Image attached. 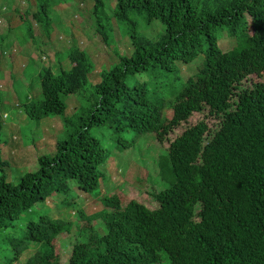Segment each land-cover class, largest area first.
Wrapping results in <instances>:
<instances>
[{
	"label": "trees",
	"instance_id": "16d2710c",
	"mask_svg": "<svg viewBox=\"0 0 264 264\" xmlns=\"http://www.w3.org/2000/svg\"><path fill=\"white\" fill-rule=\"evenodd\" d=\"M23 1L22 13L21 2L13 7L26 19L17 40L39 48L33 25L49 35L51 4ZM90 13L112 53L97 81L88 51L78 47L54 52L55 63L48 65L29 56L13 80L26 117L63 114L69 94L79 100V114L66 119V136L52 155L38 156L36 170L16 183L0 177V234L53 196L84 220L68 264H264V0H115L109 14L94 0ZM155 25L162 30L154 33ZM115 29L127 37L126 52L117 48ZM221 30L233 39L224 49ZM199 54L201 65L173 97L150 92L148 84L164 77L179 81L178 65ZM66 57L69 66L61 64ZM193 113L203 117L169 142L159 160L171 182L150 194L153 207L133 199L122 206L118 195L104 194L97 200L102 208L89 204L87 214L74 202L80 192L92 196L99 189L110 152L131 147L144 133L162 142ZM206 116L217 122L209 125ZM2 122L0 114V131ZM71 225L47 215L29 219L22 246L8 234L0 239L13 248L2 264H13L29 244L36 249L19 264H57L53 240Z\"/></svg>",
	"mask_w": 264,
	"mask_h": 264
},
{
	"label": "rangeland",
	"instance_id": "374dc122",
	"mask_svg": "<svg viewBox=\"0 0 264 264\" xmlns=\"http://www.w3.org/2000/svg\"><path fill=\"white\" fill-rule=\"evenodd\" d=\"M0 94L4 105L0 108V114L3 122L0 131V158L3 163L0 166V177L3 176L7 181L16 183L21 176L28 171L38 168L37 158L39 155H52L56 150V143L63 139L68 132L66 119L68 117L77 116L76 111L79 108V100L74 94L65 97L67 107L65 112L52 117H43L33 119L26 117L18 106L17 92L14 88L15 76L18 78L22 68L27 63V58L41 60L43 64L48 65L55 63L54 52L64 53L70 47L84 48L88 51L94 67L92 69L91 78L97 81V73L102 66H108L111 63L112 53L100 36L94 31L93 15L91 7L94 0H49L51 6L49 15L52 18V30L49 35L42 33V30L34 23L33 30L38 40L39 48H35V44L31 40L20 43L26 25V19L22 20V15L13 10L14 1L21 2L18 10L23 12L26 3L22 0H0ZM105 10L111 13L115 0H102ZM13 2V3H12ZM28 7V6H27ZM33 11L34 4L29 6ZM25 16H23L24 18ZM114 24V22H113ZM161 26H153V32H160ZM226 30L217 33L220 37L218 45L221 48H227L230 40L226 36ZM115 38L117 39V48L121 52H126L127 37L121 38L115 29ZM43 51V52H41ZM45 56V58H43ZM203 54H199L192 62L179 64L180 73L179 81L172 82L173 76L164 77L156 84H148L151 93L158 96L173 97V92L177 91L181 82L185 77L197 71V67L201 65ZM11 63V68L8 63ZM113 61V60H112ZM69 59L66 57L61 61L63 66H69ZM15 73V75L13 74ZM13 75V78L10 77ZM140 76L138 73L136 77ZM251 80L255 81V76H251ZM18 95V94H17ZM76 111V112H75ZM5 114V116H4ZM166 117L171 116L170 110H165ZM203 117V113H193L189 119L182 122L172 132H170L162 142L155 139L152 134L144 133L140 135L131 147H127L122 151L110 152L107 161L102 165L101 170L105 176L100 180L98 190L94 191L92 196L97 198L93 200L92 196L80 192L74 202L81 204L85 213L88 214L89 204L102 208V204L97 200L100 195L115 194L121 198V205L124 206L130 200H136L148 207H153L151 193L167 188L171 182V178L161 172L159 168V160L166 153V146L177 135L181 133L187 126L195 124ZM209 125H213L217 120L211 116L205 117ZM102 137V141L104 139ZM114 146V144H113ZM109 148L111 146H106ZM115 150V149H114ZM113 153V155H111ZM77 196V194H76ZM50 200L38 202L33 205L30 212L22 213L4 233L0 234V239L4 238V234H8V241L14 244L23 245L21 242V230L24 228L29 219H35L39 215H47L51 218H59L68 220L72 225L68 231L62 232L54 240L53 244L55 252L58 256L57 264H68V257L71 246L74 241L80 237L78 228L84 224V220L75 219L73 216L76 209L73 208L70 214L66 206H63L55 197L50 196ZM91 202V203H90ZM95 220L94 222H99ZM0 240V264L4 263L5 256L13 254V248L5 245ZM37 245V244H35ZM35 245L29 244L19 255V259L13 264H19L35 251ZM157 264H169L167 259H161Z\"/></svg>",
	"mask_w": 264,
	"mask_h": 264
},
{
	"label": "clouds",
	"instance_id": "9594fccd",
	"mask_svg": "<svg viewBox=\"0 0 264 264\" xmlns=\"http://www.w3.org/2000/svg\"><path fill=\"white\" fill-rule=\"evenodd\" d=\"M5 1H6V0H5ZM13 1H14V0H13ZM22 1H23V0H22ZM212 1H215V0H212ZM5 3H6V2H5ZM12 3H13V2H12ZM211 4H213V2H212ZM211 4H209V5H211ZM6 5H7V4H6ZM179 69H180V66H179ZM174 129H175V128H174ZM174 129H173V130H174ZM173 130H172V131H173ZM172 131H171V132H172ZM167 135H168V134H167ZM167 135H166V136H167ZM166 136H165V137H166ZM165 137H164V138H165ZM137 141H138V140H137Z\"/></svg>",
	"mask_w": 264,
	"mask_h": 264
}]
</instances>
